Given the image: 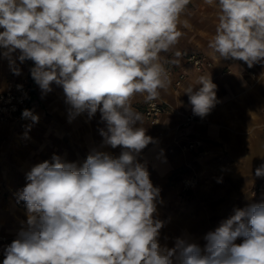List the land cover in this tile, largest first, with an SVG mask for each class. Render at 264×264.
<instances>
[{"label": "clouds", "instance_id": "1", "mask_svg": "<svg viewBox=\"0 0 264 264\" xmlns=\"http://www.w3.org/2000/svg\"><path fill=\"white\" fill-rule=\"evenodd\" d=\"M190 2L0 0V61L15 77L31 62L41 99L54 86L62 89L67 123L78 117L90 123L99 113L103 144L120 149L118 156L93 149L80 166L56 153L32 164L14 193L26 219L0 245V264H264V196L234 208L203 243L187 232H164L173 217L161 218L166 202L143 155L160 141L140 126L131 100L141 94L153 101L170 85L160 54L178 44ZM204 3L217 9L208 47L225 61L264 68V0ZM16 89L27 98L23 84ZM217 91L211 75L189 85L184 94L192 114L207 118L221 103ZM20 118L30 121L21 136L30 140L40 116L24 108ZM156 159L167 163L163 148ZM254 177L264 179V158Z\"/></svg>", "mask_w": 264, "mask_h": 264}, {"label": "crops", "instance_id": "2", "mask_svg": "<svg viewBox=\"0 0 264 264\" xmlns=\"http://www.w3.org/2000/svg\"><path fill=\"white\" fill-rule=\"evenodd\" d=\"M217 23L215 7L206 5L204 0H191L181 17L179 29L183 35L178 44L160 54L171 83L160 90L157 98L167 103L157 124H149L143 115L144 95L137 94L131 100L134 110L142 114L140 126L160 141L158 146L149 145L143 155L151 180L162 188L166 204L160 208L161 218L173 217L164 232L170 236L187 232L201 243L207 232L234 215V208L264 196V179L254 177L255 168L264 158V68L257 65L249 69L239 61H225L210 49L208 42ZM177 51L181 54L178 57ZM190 53L202 56L207 64L202 69L192 67L186 58ZM30 66L31 62L23 65V75L15 77L9 72L7 61H0V91L11 79H26L32 88L27 108L40 116L27 141L21 136L23 126L30 121H0V233L4 234L17 233L20 222L26 219L25 210L13 203L12 196L25 184L24 172L32 164L56 153L62 160L76 161L80 166L93 149L116 156L120 152L119 148L110 149L103 144L98 129L106 130V125L100 121L99 113L90 123L84 122L85 117H78L68 124L62 89L54 86L53 93L41 99L28 71ZM179 73L184 76L177 83ZM201 75H211L221 103L204 120L197 117L182 126L179 122L183 113L191 110L185 89L195 86ZM195 137L201 139L200 146H182ZM159 148L165 150L167 163L156 159ZM193 174L198 184L191 190H182L180 176ZM221 176L223 183H216L215 178Z\"/></svg>", "mask_w": 264, "mask_h": 264}, {"label": "built area", "instance_id": "3", "mask_svg": "<svg viewBox=\"0 0 264 264\" xmlns=\"http://www.w3.org/2000/svg\"><path fill=\"white\" fill-rule=\"evenodd\" d=\"M187 61L191 63L192 67L196 69H202L208 61L204 60V58L196 53H190L187 55ZM29 63V62H28ZM184 76L183 73H179L178 79L176 80L177 83L180 82L182 77ZM23 84L24 85V92L27 93V98H23V94L20 91H17L16 85ZM32 88L30 82L26 79L22 78H15L9 80L5 87L0 91V121L8 119V118H20L21 111L24 108L28 107V103L31 97ZM13 107L15 110L13 111ZM167 110V103L155 99L153 101H145L144 108H143V115L147 122L151 125L157 124L161 114ZM197 117L194 116L191 110L186 111L183 113V117L180 120L179 124L182 126L189 125L192 121H194ZM200 138H193L188 139L184 143H182L183 147L193 149L196 146L201 145ZM180 186L182 190H191L198 184L197 177L193 175H183L179 178ZM24 186V185H23ZM21 186L18 189H21ZM16 189L14 193L18 190ZM14 193L12 196L13 203L22 210L24 209L23 203L17 204L15 202ZM16 234H4L0 233V245L10 243L15 237ZM0 260H2V256H0Z\"/></svg>", "mask_w": 264, "mask_h": 264}, {"label": "rangeland", "instance_id": "4", "mask_svg": "<svg viewBox=\"0 0 264 264\" xmlns=\"http://www.w3.org/2000/svg\"><path fill=\"white\" fill-rule=\"evenodd\" d=\"M5 197H6L5 193H3L4 203L6 202Z\"/></svg>", "mask_w": 264, "mask_h": 264}]
</instances>
